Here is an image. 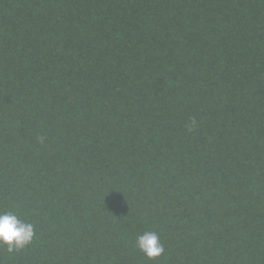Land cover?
Returning a JSON list of instances; mask_svg holds the SVG:
<instances>
[{
  "label": "trees",
  "instance_id": "1",
  "mask_svg": "<svg viewBox=\"0 0 264 264\" xmlns=\"http://www.w3.org/2000/svg\"><path fill=\"white\" fill-rule=\"evenodd\" d=\"M2 212L0 264H264V0H0Z\"/></svg>",
  "mask_w": 264,
  "mask_h": 264
},
{
  "label": "clouds",
  "instance_id": "2",
  "mask_svg": "<svg viewBox=\"0 0 264 264\" xmlns=\"http://www.w3.org/2000/svg\"><path fill=\"white\" fill-rule=\"evenodd\" d=\"M40 139L43 142V138ZM34 234V225L22 220L15 212L0 213V245H6L8 252L24 248L32 242ZM136 247L150 259L164 252L163 244L156 232L138 235Z\"/></svg>",
  "mask_w": 264,
  "mask_h": 264
}]
</instances>
